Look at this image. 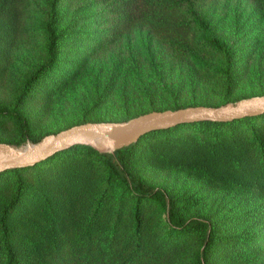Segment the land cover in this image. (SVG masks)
<instances>
[{
	"label": "rangeland",
	"instance_id": "obj_1",
	"mask_svg": "<svg viewBox=\"0 0 264 264\" xmlns=\"http://www.w3.org/2000/svg\"><path fill=\"white\" fill-rule=\"evenodd\" d=\"M50 1L14 0L0 14V108L12 114L0 117V144L27 148L36 144L31 139L81 124L264 95V0H192V7L175 8L150 6L146 0H61L56 65L33 80L50 59L45 30ZM24 127L29 139L18 146ZM231 132L264 167L260 119L219 131L182 128L167 137L181 143L155 152L166 137H149L136 151L131 172L165 190L184 219L206 218L214 224L218 240L209 264H264V192L213 183L193 162L191 151L180 146L190 138L205 144ZM93 165L99 178L107 176L104 166ZM14 179L0 178V212L13 194ZM102 206L109 210L95 233L100 264H194L202 249V233L173 244L164 230L165 212L149 204L142 206L140 248L127 243L134 234V202L118 184H105V177L101 188L78 194L75 210H65V233L71 236L89 225Z\"/></svg>",
	"mask_w": 264,
	"mask_h": 264
},
{
	"label": "trees",
	"instance_id": "obj_2",
	"mask_svg": "<svg viewBox=\"0 0 264 264\" xmlns=\"http://www.w3.org/2000/svg\"><path fill=\"white\" fill-rule=\"evenodd\" d=\"M13 1L0 0V14L6 12L5 9L10 10ZM146 1L148 4L150 3V6L164 8H175L182 5L192 7L194 4L192 0ZM60 2L61 0L50 1L48 19L45 24L49 38L48 53L50 59L47 65L38 69L33 80L39 79L44 72L56 65V48L60 34L57 33L55 26L60 19L58 11ZM3 23H8V21ZM254 96L260 95L245 96L238 101ZM228 103L229 101L226 100L220 106ZM196 106L199 105L188 107ZM182 108L187 107L178 109ZM10 116H12L11 113L8 114L7 111L0 108V117ZM138 116L141 115L133 118ZM18 118L23 124V118L21 116ZM260 119H264V114L232 122L205 121L182 124L149 133L137 143L116 150L114 153H102L93 147L78 145L61 151L35 166L1 172L0 178L6 179L8 175L15 178L10 201L0 212V257H5L2 264H100V250H95L94 239L95 233L99 234V223L103 222L105 218L103 214L109 210L108 207L103 209L102 206L99 208L100 210L94 211L93 216L89 218V225L82 226L80 231L71 234V236L64 231V220L68 217L65 210L71 212L77 207L78 194L86 191L92 192L94 188H101L104 177L105 184H118L122 195L134 202V208H132L135 219L134 234L127 238V243L130 244L134 241L140 248L142 239H144L143 234H141L143 226L142 206L157 205L166 214L164 230L170 238L175 239L173 244L176 240L179 243L180 238L184 239L193 234L202 233L204 235L202 249L195 256L194 264H209V254L214 247V242L218 240L215 236L214 224L206 218L184 219L175 201L170 198L168 193L161 188L149 185L140 176L131 172V165L135 160L136 151L140 144L149 137H166L161 139V144L152 149L155 152L159 149L166 150V147H170L171 144L176 146L181 143L180 139L172 142L171 138L167 137L182 128H208L211 131H219L223 128L231 129L237 124L251 123ZM19 136L17 145L21 146L29 139L25 127L20 131ZM42 139H31V141L39 143ZM3 143L10 144L9 142ZM180 146L184 151H191L195 158L193 162L197 160V164L213 183L233 184L247 188L257 187L264 192V167L258 159L249 154V147L244 144L239 135L231 132L205 144H200L190 138L186 146L181 144ZM64 156L70 158L64 161L62 165L52 167L45 174L40 172L43 166ZM180 158L185 160L183 155ZM94 162L105 167L107 176L103 174L102 178H99L96 175ZM35 177V181L30 179ZM68 252L75 256L74 259L68 257Z\"/></svg>",
	"mask_w": 264,
	"mask_h": 264
},
{
	"label": "water",
	"instance_id": "obj_3",
	"mask_svg": "<svg viewBox=\"0 0 264 264\" xmlns=\"http://www.w3.org/2000/svg\"><path fill=\"white\" fill-rule=\"evenodd\" d=\"M264 114V95L223 106H196L178 110L153 111L127 122L87 123L44 137L27 148L0 144V173L32 167L74 146L94 147L102 153H114L137 143L143 136L182 124L197 122H232ZM98 142L102 147L98 146ZM23 150V151H22Z\"/></svg>",
	"mask_w": 264,
	"mask_h": 264
},
{
	"label": "bare ground",
	"instance_id": "obj_4",
	"mask_svg": "<svg viewBox=\"0 0 264 264\" xmlns=\"http://www.w3.org/2000/svg\"><path fill=\"white\" fill-rule=\"evenodd\" d=\"M99 147H102V144H100V142L97 143Z\"/></svg>",
	"mask_w": 264,
	"mask_h": 264
}]
</instances>
